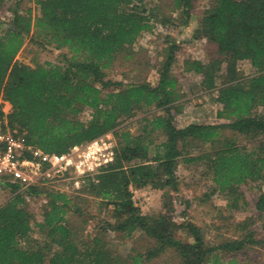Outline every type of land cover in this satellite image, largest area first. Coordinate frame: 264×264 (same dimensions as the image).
Returning a JSON list of instances; mask_svg holds the SVG:
<instances>
[{
	"label": "trees",
	"instance_id": "16d2710c",
	"mask_svg": "<svg viewBox=\"0 0 264 264\" xmlns=\"http://www.w3.org/2000/svg\"><path fill=\"white\" fill-rule=\"evenodd\" d=\"M34 3L36 15L14 9L12 27L0 34V101L11 106L3 114L0 105V117L26 144L48 153L65 152L111 132L115 155L111 163L85 176L73 195L50 184L18 191L16 184L0 180V192L5 190L7 196L0 203V264H141L168 249L177 254L178 264H241L233 255L263 242L252 220L224 217L223 224L215 226L217 236L209 241L201 227L171 218L170 192L179 185L180 158L201 161L213 189L225 196L226 208L233 211L246 204L241 184L264 181V0H213L202 12L195 36L215 44L219 55L205 63L185 60L183 66L186 72L201 74L206 89L216 88V75L222 71L215 104L217 117L226 122L184 126L177 121L182 106L172 73L175 42L165 48L155 84L105 79L118 54L156 23L171 22L172 14L164 15L158 5L145 0ZM170 7L180 24H189L193 0H170ZM27 39L39 47L65 49L60 62L33 67L18 62L15 57ZM241 60L250 63V75L238 74ZM152 106L160 113L143 117L139 134L118 127L123 118ZM83 111L90 112L86 121L79 117ZM236 136L252 144H239ZM146 187L163 191L167 211H140L132 189ZM41 195L42 220L34 222L40 236L34 238L26 197ZM85 197L95 199L106 214H90L92 232L80 236L67 224L66 214L82 216ZM255 209L264 222V192ZM111 231L126 237L140 231L153 244L121 256L105 239Z\"/></svg>",
	"mask_w": 264,
	"mask_h": 264
},
{
	"label": "rangeland",
	"instance_id": "374dc122",
	"mask_svg": "<svg viewBox=\"0 0 264 264\" xmlns=\"http://www.w3.org/2000/svg\"><path fill=\"white\" fill-rule=\"evenodd\" d=\"M147 4L158 5L164 15H171V22L165 24L156 23L150 31H146L139 36L137 41L126 52L118 54L111 66L106 70L105 79L112 81H122L123 83H133L146 81L155 84L158 80V67L164 58L165 48L175 42L177 44L176 57L172 66V73L178 80L180 98L178 99L182 109L177 116L180 126L191 122L199 123H221L226 122L216 115L215 97L217 88L223 84L224 74L219 72L216 75V88L206 89L201 85L202 75L184 70L185 60H199L203 63L211 58L218 57L216 45L203 38H196L195 28L199 24L200 16L213 0H193L192 16L188 25L179 22L176 13L170 7V0H145ZM17 9L21 13L30 10L31 15H36L38 10L34 0H1L0 2V34L12 27V11ZM65 49L55 48L53 45L39 47L28 39L18 51L15 59L30 66L36 63H59ZM222 67H224L222 65ZM223 69V68H222ZM237 71L240 76H248L252 72L250 63L241 60L237 63ZM113 88V87H111ZM3 114H8L11 106L7 101H0ZM153 106L137 110L134 115L123 118L119 128L129 130L131 133L139 134L142 130L143 117H150L159 114ZM80 119L86 121L90 118L89 111H83ZM106 140L112 142L113 149L115 137L111 132L107 133ZM230 135V134H229ZM239 144H247L249 147L252 141L244 136H236ZM198 154L197 151L194 152ZM176 174L179 185L177 190L170 192L171 209L169 215L176 223L192 222L201 227L207 240H214L217 236L215 226H221L222 218L236 222L245 218L252 220V229L256 232V237L262 240V244L247 249L241 253L234 254L241 264H264V222L258 218L255 205L258 196L264 192V181H248L239 186V190L244 196L245 206L240 211H233L226 208L227 199L224 195L215 191L211 176L206 173L205 165L201 161L186 162L179 159ZM55 187L69 194H75L74 189L67 185V181ZM5 191V190H4ZM4 191L0 192V203L7 197ZM135 205L142 213H154L157 211H167L164 207L165 197L162 190L146 187L144 189H132ZM82 202L84 214L78 216L70 211L66 214L67 224L73 228L80 236L92 232L94 221L90 214L103 216L105 209H99L97 202L93 198L85 197ZM44 196H33L27 199V207L33 213L32 236L39 238L40 233L34 222L42 220L41 210L44 204ZM168 204V202H167ZM264 216V214H263ZM86 220L84 223L83 221ZM88 220V221H87ZM183 235V233H181ZM111 250L121 256H126L135 251H144L153 241L140 231L133 232L130 236H123L119 232H108L105 235ZM230 257L222 256V260ZM141 264H178V257L172 249L166 250L163 254L152 258L150 261Z\"/></svg>",
	"mask_w": 264,
	"mask_h": 264
},
{
	"label": "built area",
	"instance_id": "2783aa9c",
	"mask_svg": "<svg viewBox=\"0 0 264 264\" xmlns=\"http://www.w3.org/2000/svg\"><path fill=\"white\" fill-rule=\"evenodd\" d=\"M105 136L108 138L107 133ZM114 155L112 142L104 135L65 152L48 153L26 144L23 136L10 131L0 117V180L16 184L18 191L37 185L55 187L63 181L77 189L85 176L111 163Z\"/></svg>",
	"mask_w": 264,
	"mask_h": 264
}]
</instances>
